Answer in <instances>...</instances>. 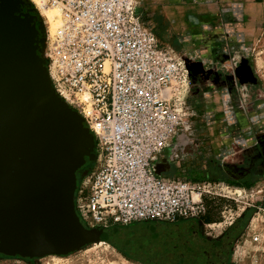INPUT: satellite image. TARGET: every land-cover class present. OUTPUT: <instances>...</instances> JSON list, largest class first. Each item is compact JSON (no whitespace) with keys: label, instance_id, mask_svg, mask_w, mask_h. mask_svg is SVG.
Returning <instances> with one entry per match:
<instances>
[{"label":"built area","instance_id":"2783aa9c","mask_svg":"<svg viewBox=\"0 0 264 264\" xmlns=\"http://www.w3.org/2000/svg\"><path fill=\"white\" fill-rule=\"evenodd\" d=\"M31 3L44 22L52 85L95 138L93 166L75 191L81 222L105 229L202 221L209 201L227 195L221 183L174 172L193 115L187 96L195 55L154 32L143 18L145 0ZM41 9L58 12L56 29ZM217 224L203 222L208 236L217 237Z\"/></svg>","mask_w":264,"mask_h":264},{"label":"water","instance_id":"95a60500","mask_svg":"<svg viewBox=\"0 0 264 264\" xmlns=\"http://www.w3.org/2000/svg\"><path fill=\"white\" fill-rule=\"evenodd\" d=\"M45 46L31 0H0V244L28 264L100 241L118 248L124 237L87 228L76 212L77 174L95 160V138L53 87ZM243 214L213 240L192 219L140 232L137 244L146 264H230Z\"/></svg>","mask_w":264,"mask_h":264},{"label":"rangeland","instance_id":"374dc122","mask_svg":"<svg viewBox=\"0 0 264 264\" xmlns=\"http://www.w3.org/2000/svg\"><path fill=\"white\" fill-rule=\"evenodd\" d=\"M261 9L258 34L254 39H245L243 45L238 46L237 53L238 63L247 59L248 65L255 70V84L238 81V86L230 87L223 81L225 68L215 70L213 66L212 69L207 65L191 66L187 104L193 115L190 118L191 126L181 141L184 157L180 159V166L174 169L175 173L180 171L186 177L221 183V191L227 196L220 197L217 202L209 201V213L203 217L204 221L219 223L215 226V233L227 230L230 223H234L247 209L251 210L245 228L235 237L230 264H264V179L244 187L205 176L208 172L211 177L234 179L231 167H248L253 149L251 144L254 145L255 137L264 132V0ZM209 72L211 74L208 76ZM239 74L242 78H249L250 72L241 69ZM209 77H212L213 84L201 87ZM166 225L165 222L153 220L128 226H110L105 228L106 233H115L116 230L124 232V239L119 241L120 248L107 242L93 243L65 256L49 255L34 262L145 264L133 244H127L128 240L136 232L162 230ZM2 250L0 264H28L23 257Z\"/></svg>","mask_w":264,"mask_h":264},{"label":"crops","instance_id":"0c3cea01","mask_svg":"<svg viewBox=\"0 0 264 264\" xmlns=\"http://www.w3.org/2000/svg\"><path fill=\"white\" fill-rule=\"evenodd\" d=\"M145 4L144 20L159 37L193 53L195 65L225 68L223 81L230 87L238 86V81L256 83L255 70L247 59L238 63L237 53L238 46L254 39L260 30L262 0H145ZM241 67L253 78L250 74L242 78ZM211 78L200 86L209 87Z\"/></svg>","mask_w":264,"mask_h":264},{"label":"flooded vegetation","instance_id":"af4514ba","mask_svg":"<svg viewBox=\"0 0 264 264\" xmlns=\"http://www.w3.org/2000/svg\"><path fill=\"white\" fill-rule=\"evenodd\" d=\"M241 69H245L244 67H242ZM240 69V70H241ZM253 149L251 151V156L249 158V165L248 167H244V166H235V167H231L230 172L234 173V180L236 181H240L241 183H251L253 181H257L260 179H264V132H262L261 134H258V136L255 137V142L254 145L251 144ZM93 166V162L92 161H87V163L78 171V181L82 175V173H85L86 171H88L89 169H91ZM233 179V178H232ZM251 210L247 209L243 216L241 217L240 220V225L238 230L236 231L235 237L239 235V233H241L243 231V229L246 226L247 223V219H248V215L249 212ZM227 232V230L223 231L222 233L218 234L217 236L221 235V234H225ZM140 232H136L133 234V236H131L130 240H128V243H132L133 247L139 251V253L141 254L142 258L144 259V262L146 264V260L145 257L143 255L142 250L140 249V247L137 244V240H138V235ZM202 237H208L209 239H214V236H208L206 233L205 229H202L199 233ZM124 237L121 240H123ZM2 245L0 244V254L2 253ZM121 243H119V247L120 248ZM172 258H168L167 260L171 261ZM27 260H32L34 261V259L29 258ZM34 263V262H33Z\"/></svg>","mask_w":264,"mask_h":264},{"label":"bare ground","instance_id":"6f19581e","mask_svg":"<svg viewBox=\"0 0 264 264\" xmlns=\"http://www.w3.org/2000/svg\"><path fill=\"white\" fill-rule=\"evenodd\" d=\"M41 14L45 17V20H46V23H48L49 27L51 29H56L60 23H61V19H60V16L58 14V12H56L55 10H44V9H41ZM105 241H100V242H97V243H103ZM108 243V242H107ZM52 257H56V256H52Z\"/></svg>","mask_w":264,"mask_h":264},{"label":"trees","instance_id":"16d2710c","mask_svg":"<svg viewBox=\"0 0 264 264\" xmlns=\"http://www.w3.org/2000/svg\"><path fill=\"white\" fill-rule=\"evenodd\" d=\"M205 177H208V178L213 179V180H225L229 184L238 185V186H244V187H250L254 183V181H253L251 183L245 184V183H241L240 181H236V180L228 178V177H224V178L211 177L210 173H208V172H207V175ZM202 221L205 222V223L212 222V221H204V220H202Z\"/></svg>","mask_w":264,"mask_h":264}]
</instances>
